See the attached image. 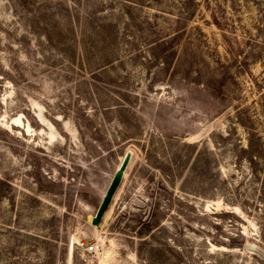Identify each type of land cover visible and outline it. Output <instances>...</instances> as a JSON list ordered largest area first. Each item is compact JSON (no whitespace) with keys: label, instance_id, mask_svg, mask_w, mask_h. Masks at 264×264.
Masks as SVG:
<instances>
[{"label":"rangeland","instance_id":"1","mask_svg":"<svg viewBox=\"0 0 264 264\" xmlns=\"http://www.w3.org/2000/svg\"><path fill=\"white\" fill-rule=\"evenodd\" d=\"M0 264H264V0H0Z\"/></svg>","mask_w":264,"mask_h":264},{"label":"water","instance_id":"2","mask_svg":"<svg viewBox=\"0 0 264 264\" xmlns=\"http://www.w3.org/2000/svg\"><path fill=\"white\" fill-rule=\"evenodd\" d=\"M130 158H131V152L128 151L127 153H125L123 160L116 169L105 193L103 194L99 207L96 211V214L91 218V225L95 227H98L100 225L104 214L106 213L117 189L119 188L125 170L129 164ZM248 248L250 250H254L253 246H249Z\"/></svg>","mask_w":264,"mask_h":264},{"label":"trees","instance_id":"3","mask_svg":"<svg viewBox=\"0 0 264 264\" xmlns=\"http://www.w3.org/2000/svg\"><path fill=\"white\" fill-rule=\"evenodd\" d=\"M152 226H153V225H151V224L147 225L148 229L151 228Z\"/></svg>","mask_w":264,"mask_h":264}]
</instances>
